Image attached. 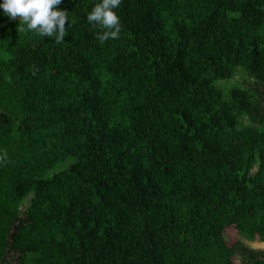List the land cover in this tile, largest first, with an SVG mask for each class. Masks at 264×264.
<instances>
[{"label":"trees","instance_id":"16d2710c","mask_svg":"<svg viewBox=\"0 0 264 264\" xmlns=\"http://www.w3.org/2000/svg\"><path fill=\"white\" fill-rule=\"evenodd\" d=\"M98 2L61 44L0 9V264H264L227 239L264 244V0H122L104 43Z\"/></svg>","mask_w":264,"mask_h":264},{"label":"clouds","instance_id":"9594fccd","mask_svg":"<svg viewBox=\"0 0 264 264\" xmlns=\"http://www.w3.org/2000/svg\"><path fill=\"white\" fill-rule=\"evenodd\" d=\"M63 0H3L0 9L12 21H19L17 30L34 32L43 37H53L57 44L64 42L72 23L68 11L59 6ZM122 0H100L87 14V21L93 28H99L96 39L104 43L119 39L123 24L115 11ZM7 159V151L0 155V161Z\"/></svg>","mask_w":264,"mask_h":264},{"label":"rangeland","instance_id":"374dc122","mask_svg":"<svg viewBox=\"0 0 264 264\" xmlns=\"http://www.w3.org/2000/svg\"><path fill=\"white\" fill-rule=\"evenodd\" d=\"M4 25H5V23L1 24L0 28L3 27ZM249 81L253 82L251 79H249L247 74L242 70L238 71V73L236 74V76L234 78L224 80V81H220L218 83V87L222 89L223 99L226 101L230 99L231 89L235 85H237L239 83L240 84H247V83H249ZM227 239L229 242L241 241L246 246H248L252 249H255V250H264V244L263 243H260L257 240L252 239L251 237H249L245 233H239L236 229H233V228L228 229Z\"/></svg>","mask_w":264,"mask_h":264}]
</instances>
